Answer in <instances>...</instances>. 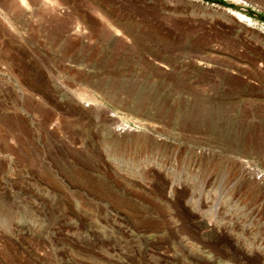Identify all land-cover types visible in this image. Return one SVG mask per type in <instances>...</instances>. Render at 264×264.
Returning a JSON list of instances; mask_svg holds the SVG:
<instances>
[{
  "label": "rangeland",
  "instance_id": "374dc122",
  "mask_svg": "<svg viewBox=\"0 0 264 264\" xmlns=\"http://www.w3.org/2000/svg\"><path fill=\"white\" fill-rule=\"evenodd\" d=\"M0 264H264V0H0Z\"/></svg>",
  "mask_w": 264,
  "mask_h": 264
},
{
  "label": "water",
  "instance_id": "95a60500",
  "mask_svg": "<svg viewBox=\"0 0 264 264\" xmlns=\"http://www.w3.org/2000/svg\"><path fill=\"white\" fill-rule=\"evenodd\" d=\"M215 3H217V4H222V5H228V4H225V3H219V2H215ZM232 7H237V6H235V5H231Z\"/></svg>",
  "mask_w": 264,
  "mask_h": 264
},
{
  "label": "bare ground",
  "instance_id": "6f19581e",
  "mask_svg": "<svg viewBox=\"0 0 264 264\" xmlns=\"http://www.w3.org/2000/svg\"><path fill=\"white\" fill-rule=\"evenodd\" d=\"M232 1H236V2H238V1H240V0H232ZM22 2V1H21ZM24 6V5H23ZM26 6V5H25ZM95 101H97L96 99H95ZM127 126V125H126Z\"/></svg>",
  "mask_w": 264,
  "mask_h": 264
}]
</instances>
